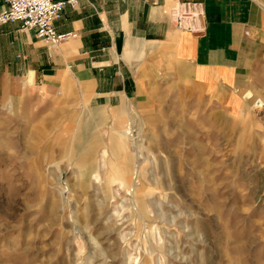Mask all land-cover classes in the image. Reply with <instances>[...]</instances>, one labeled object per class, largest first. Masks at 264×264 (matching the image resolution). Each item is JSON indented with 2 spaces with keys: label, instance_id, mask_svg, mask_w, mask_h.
<instances>
[{
  "label": "rangeland",
  "instance_id": "1",
  "mask_svg": "<svg viewBox=\"0 0 264 264\" xmlns=\"http://www.w3.org/2000/svg\"><path fill=\"white\" fill-rule=\"evenodd\" d=\"M170 101L0 104V264H264V95Z\"/></svg>",
  "mask_w": 264,
  "mask_h": 264
},
{
  "label": "crops",
  "instance_id": "2",
  "mask_svg": "<svg viewBox=\"0 0 264 264\" xmlns=\"http://www.w3.org/2000/svg\"><path fill=\"white\" fill-rule=\"evenodd\" d=\"M182 3L203 5V33L176 28ZM55 29L70 35L57 46L20 23L0 29V104L62 96L118 120L161 98L239 113L245 95H264V0H75Z\"/></svg>",
  "mask_w": 264,
  "mask_h": 264
},
{
  "label": "built area",
  "instance_id": "3",
  "mask_svg": "<svg viewBox=\"0 0 264 264\" xmlns=\"http://www.w3.org/2000/svg\"><path fill=\"white\" fill-rule=\"evenodd\" d=\"M75 0H0L5 10L0 13V29L9 23H20L23 29L35 31L40 39L57 46L70 35L58 34L55 21L69 3ZM204 8L201 3H182L175 7L171 17L180 31L201 34Z\"/></svg>",
  "mask_w": 264,
  "mask_h": 264
}]
</instances>
